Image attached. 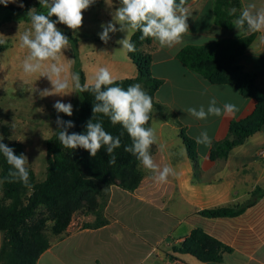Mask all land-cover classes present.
Wrapping results in <instances>:
<instances>
[{
    "label": "crops",
    "instance_id": "1",
    "mask_svg": "<svg viewBox=\"0 0 264 264\" xmlns=\"http://www.w3.org/2000/svg\"><path fill=\"white\" fill-rule=\"evenodd\" d=\"M239 2L240 8L248 2L264 7V0ZM116 4L109 15L100 20L110 22L119 7V3ZM188 6L192 16L187 21L189 34L184 36L183 44L161 48L153 40L145 48L153 57V76L163 81L155 100L164 115L155 110L151 127L155 128L159 144L164 147L161 150L154 145L152 155L161 168L172 166L176 175L161 183L143 168L146 176L135 192L112 185L102 202L107 223L89 228L87 224L94 223L96 216L87 211L80 213L66 234L52 241L38 264H264V194L255 196L257 190L264 191V158L260 154L264 149V127L232 149L226 159L211 156L215 142L230 138L231 123L251 116L257 102L244 97L235 86L209 83L177 58L186 46H204L239 37L238 30L216 24L215 0H192ZM133 34L129 33L130 40ZM125 35L111 33L107 44L94 38L110 45L109 50L102 53L83 55V43L79 42L86 83L91 85L101 67H107L115 81L138 77V69L128 51L116 43ZM259 35L247 52L237 58L236 65L245 72L257 74V86L264 90V44L259 43ZM211 97H216L220 104L234 103L238 111L228 116H210L207 120H197L185 111L188 107H207ZM183 128L193 141L204 130L212 138L210 149L197 144L196 161L191 159L180 135ZM250 203L253 204L235 217L208 218L200 214L203 210L237 209ZM196 229L231 247L232 252L224 253L222 261L216 263H203L191 255L174 252L173 248L179 247ZM2 244L0 231V250Z\"/></svg>",
    "mask_w": 264,
    "mask_h": 264
},
{
    "label": "trees",
    "instance_id": "2",
    "mask_svg": "<svg viewBox=\"0 0 264 264\" xmlns=\"http://www.w3.org/2000/svg\"><path fill=\"white\" fill-rule=\"evenodd\" d=\"M36 1L22 0L23 7L12 3L6 7L0 4V14L6 11L12 17L30 22L27 17L28 10L41 6ZM191 2L192 0H186L187 6ZM231 7L239 9V0H215L217 25L227 29L234 28L231 23L234 17H230L227 12ZM52 19L55 20L56 17ZM257 34L223 39L204 46L189 45L177 56L183 66L201 75L209 83L235 86L244 97L253 98L257 102L251 116L231 123L230 138L214 143L211 150L213 159H226L232 149L242 145L264 127V90L257 86V74L245 72L236 65L237 58L247 52ZM140 36L139 31L133 34L131 42L135 44V51L128 52L129 58L138 69V77L118 80L116 85L126 90L128 86L139 83L153 99V112L157 110L164 115L163 108L155 100L163 81L153 76V57L145 50L153 43V39L141 40ZM67 37L74 49L75 73H79L80 82L84 84L86 79L79 59V40L72 35ZM94 103V96L90 91L77 92L73 115L68 117L63 113L57 114L65 121L74 122L75 127L69 129L70 134L85 132L86 123L93 117ZM96 120L103 123L107 132L121 139V147L113 153L116 156L115 164H109L110 157L104 148L95 157H91L89 152L82 148H63L56 132L46 143V179L37 181L34 171L28 168L31 185L29 187L8 177L10 166L0 154V181H3V202L0 201V231L3 234L0 264H38L40 257L51 247L52 241L66 234L75 213L85 210L96 216L94 223L87 224L89 228H99L107 223L99 197H106L112 185H117L127 192H135L140 187L146 173L136 157L124 150L132 143L131 138L119 124L112 125L108 117L96 114ZM180 135L191 159L196 161V142L186 135L185 128L181 129ZM1 142L14 148L17 155L25 154L24 145L20 142ZM151 151L153 153V149ZM263 194L264 191L260 189L255 192L257 197ZM5 200L9 202L5 203ZM251 204L253 203L237 209H208L200 214L208 218L235 217ZM174 252L191 255L203 263H216L222 261L224 253H231L232 248L202 229H196L185 242L174 248Z\"/></svg>",
    "mask_w": 264,
    "mask_h": 264
},
{
    "label": "clouds",
    "instance_id": "3",
    "mask_svg": "<svg viewBox=\"0 0 264 264\" xmlns=\"http://www.w3.org/2000/svg\"><path fill=\"white\" fill-rule=\"evenodd\" d=\"M16 2L17 0H0V4L5 7ZM95 2L96 0H39L41 8L46 12L30 8L27 17L31 28L19 36L20 47L29 50L23 60V72L26 75L39 73V78L43 76L49 80L51 88L39 90L41 97H63L72 92L89 91L93 94V117L86 123L85 132L70 134L69 129L75 127L74 122L65 121L57 115V138L63 148H82L88 151L91 157H95L104 148L110 157L109 164H115L116 156L113 153L121 147V139L107 132L103 123L96 120V114H102L110 119L112 125L119 124L131 138L132 143L124 150L135 156L145 170L154 174L157 181L166 183L168 177L175 176L176 172L170 165L161 168L152 155L154 145L161 150L164 147L159 144L155 128L149 126L154 107L152 97L139 83L128 86L126 90L116 85L107 67L99 68L91 85L81 84L79 73L66 74L65 66L59 62L63 50L69 48L70 40L57 28V24L78 30L82 26V12ZM19 6L23 7V4ZM227 12L230 17H234L231 23L238 30L240 37L260 33L259 43L264 44V7L258 8L256 3L248 2L240 9L231 7ZM191 16L192 11L186 0H119V7L112 14V20L101 25L102 31L98 35L99 39L107 44L111 39L110 33H125V37L116 43L128 52L135 51V44L131 42L129 33L136 31L141 33V40L151 38L158 42L161 48H173L184 43V36L189 34L187 21ZM52 17L56 19L53 20ZM3 43L5 41L0 40V44ZM46 61H52L47 68ZM70 87L72 91H68ZM53 108L57 114L63 113L68 117L74 112L73 105L62 100H56ZM185 111L197 120H207L210 116L232 115L238 108L234 103L220 104L216 97H211L207 107H188ZM2 140L3 136L0 135V141ZM195 142L208 149L212 146V138L206 130L195 137ZM0 154L10 166L8 177L30 187L27 156L24 153L17 155L14 148L3 142H0Z\"/></svg>",
    "mask_w": 264,
    "mask_h": 264
},
{
    "label": "rangeland",
    "instance_id": "4",
    "mask_svg": "<svg viewBox=\"0 0 264 264\" xmlns=\"http://www.w3.org/2000/svg\"><path fill=\"white\" fill-rule=\"evenodd\" d=\"M21 3L23 4L22 0H17L12 4L20 7ZM116 3H119V0H96L82 12V26L78 30H71L63 24H57V28L64 35H72L83 43V55L88 52H106L110 45L101 44L94 38L99 39L101 25L107 24L100 18L107 17L117 6ZM34 8L46 12L41 6ZM99 9L103 11L100 12ZM8 13L5 11L0 14V40L5 41L0 44V135L3 136L2 141L20 142L24 145L29 162L27 167L34 171L37 181L41 182L46 179L47 173L46 143L58 131L57 112L53 104L56 100H62L65 103L70 102L75 107L77 93L72 92L63 97L40 96L39 90L51 88L49 80L43 76L39 78V73L26 75L22 69L23 60L29 54V50L20 47L19 36L31 28V23L12 17ZM59 62L65 66L66 74L75 73V56L71 43L68 49L63 50ZM51 63L52 61H46L45 68ZM68 91H72V88L70 87ZM2 200L3 191L0 183V201ZM104 200L105 197H99L100 205ZM8 202L5 200V203ZM84 212L86 211L75 213L73 219H77L80 213Z\"/></svg>",
    "mask_w": 264,
    "mask_h": 264
},
{
    "label": "built area",
    "instance_id": "5",
    "mask_svg": "<svg viewBox=\"0 0 264 264\" xmlns=\"http://www.w3.org/2000/svg\"><path fill=\"white\" fill-rule=\"evenodd\" d=\"M261 156L264 158V149L261 151Z\"/></svg>",
    "mask_w": 264,
    "mask_h": 264
}]
</instances>
